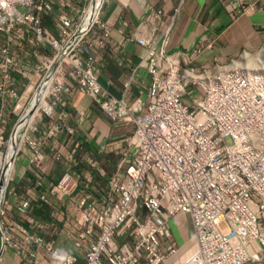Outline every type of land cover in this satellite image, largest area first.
<instances>
[{"label": "built area", "instance_id": "2783aa9c", "mask_svg": "<svg viewBox=\"0 0 264 264\" xmlns=\"http://www.w3.org/2000/svg\"><path fill=\"white\" fill-rule=\"evenodd\" d=\"M218 1L231 17L247 7V0ZM77 2L0 0V101L15 83L10 70L26 77L27 70L40 68L42 74L51 66L60 45L85 14L86 1ZM182 2L178 0L170 13L149 3L139 5L142 14L132 40L142 52L132 72L141 68L147 78L141 113L138 99L127 104L124 94L115 98L97 82V51L108 41L110 26L95 16L72 43L68 56L75 64L67 66L65 74L113 120L128 119L134 128L125 139L110 142L117 160L104 187L88 174L71 175L75 154L81 149L74 142L63 155L65 173L38 195L46 203L48 197L62 198L53 207V215L78 254L62 252L16 223L4 226L2 239L23 264L263 263L264 88L256 80L241 82L235 78V69L217 72L223 75V82L212 89L195 86L193 77L183 75L184 66L214 68V63L233 56L214 54L208 63L197 65L195 59L201 52L214 47V38L207 36L187 51L166 52ZM50 24L52 30L45 28ZM70 95L61 78L52 76L44 110L49 132L28 144L30 168L39 164L40 139L58 129L74 132L65 124ZM52 148L50 145L52 157L59 159L61 153ZM81 158L102 173L87 153ZM27 193L16 205L21 214L31 204ZM178 214L186 216L190 224V233L180 245L175 244L169 227ZM25 219L32 223L27 216ZM33 225L37 227L35 223L30 227Z\"/></svg>", "mask_w": 264, "mask_h": 264}, {"label": "crops", "instance_id": "0c3cea01", "mask_svg": "<svg viewBox=\"0 0 264 264\" xmlns=\"http://www.w3.org/2000/svg\"><path fill=\"white\" fill-rule=\"evenodd\" d=\"M144 3L148 0H142ZM154 1V0H153ZM252 5L245 14L238 16L235 20L231 19L227 15L221 5L214 0H186L179 14L175 18L174 25L172 27L169 43L167 49L173 48H190L194 46L201 34L206 32L205 24L210 25V30H217L214 34L216 35L217 47L214 50H208L206 52L221 53L223 55H234L242 48L253 49L260 45L264 40V36L259 32V29L264 23V8L257 3L258 0H251ZM219 5L222 10L221 13L214 11L215 4ZM176 5V3H175ZM175 5L169 4V7ZM155 6L159 7L158 3ZM251 9H256L251 12ZM212 13V15H210ZM141 16V11L136 0H105L102 7L98 12V17L101 21L111 25L109 38L105 46L97 51V81L103 86L109 94L115 97H121L122 94L126 97L127 102H131L133 99L138 98L141 102H145V95L142 93V88L147 83L146 78L141 68L133 70L139 54L142 52L132 40L127 39L131 37L136 22ZM213 18L210 20V18ZM242 17V18H240ZM125 22V26H123ZM132 73V74H131ZM132 75V80L129 79ZM127 87L124 86L126 82ZM65 84L71 88V95L69 99V110L73 113L71 123L76 128L75 137L80 141L84 137L90 139L87 146L84 144V148L89 150L95 148L96 144L104 143L108 137L116 140L122 139L131 133L133 125L119 124L114 125L111 120L105 115L96 105L92 103L90 98L82 93L74 83L66 78ZM99 109V110H98ZM102 112V114L100 113ZM78 114H82L85 118V122L77 124L76 118ZM104 115V116H102ZM70 123V122H69ZM58 144L60 147L67 151L69 148V142L67 138L60 135L58 138ZM62 141V142H61ZM107 146V145H106ZM59 147V150H60ZM109 146L107 150H109ZM46 150H44V153ZM45 159L46 154H43ZM27 158L28 154L25 152V156L21 160L20 164V179L11 178L10 182V193H7L9 202L13 205L14 202L22 199L23 192L28 186L36 182L37 171H31L27 169ZM102 166L104 167L103 176H98L94 172L91 176L95 178H106L111 171L112 164L115 161L113 153L102 155L99 157ZM111 162V163H110ZM111 164V165H110ZM45 167V166H44ZM57 172L55 169H57ZM75 172L78 174L83 173L86 167L82 162H78L74 166ZM46 174H42L44 181L40 187L44 189L48 180H56L62 173V164L54 161L49 162L46 168ZM42 173V172H41ZM19 177V176H18ZM18 179V180H17ZM20 181L24 189L20 192L15 190L13 183ZM11 186L14 188L12 189ZM30 192L35 193L33 190ZM9 204V205H11ZM12 211V210H10ZM12 215L9 214V222L11 218L20 219L18 213L12 211ZM15 214V215H14ZM39 216H42L41 214ZM15 219V220H16ZM43 229L37 231L47 240H51L55 245H58L60 249L71 251L70 241H66L65 229L61 226V223L57 220H41ZM13 231L18 233L14 228ZM177 231V244L185 238L186 229ZM20 235V233H18ZM0 264H21L17 255L10 249L2 250L0 255Z\"/></svg>", "mask_w": 264, "mask_h": 264}, {"label": "clouds", "instance_id": "9594fccd", "mask_svg": "<svg viewBox=\"0 0 264 264\" xmlns=\"http://www.w3.org/2000/svg\"><path fill=\"white\" fill-rule=\"evenodd\" d=\"M184 1V0H183ZM105 2V0H102V2H101V5H100V7H99V10H100V8L102 7V5H103V3ZM136 2H137V4H138V6L139 5H141V2H143V1H141V0H136ZM220 3V2H219ZM89 4V3H88ZM182 4H183V2H182ZM221 4V3H220ZM251 5H252V1L251 0H247V7L245 8V10L242 12V13H237L235 16H240V15H243V14H245V12L247 11V9H249L250 7H251ZM87 7H88V5H87ZM87 7H86V9H87ZM221 7H222V9H223V11L228 15V13L225 11V9H224V7H223V5L221 4ZM153 8H155V7H153ZM86 9H85V12H86ZM139 9H140V11H141V14H142V9L140 8V6H139ZM99 10H98V12H99ZM167 13H169V12H171V10H168V9H164ZM98 12H97V14L95 15V16H97L98 17ZM179 14V12L177 13V15ZM177 15H176V17H177ZM94 16V17H95ZM175 17V18H176ZM140 18V17H139ZM98 19H99V17H98ZM138 21H139V19H138ZM138 21L136 22V24L138 23ZM174 21H175V19H174ZM174 21H173V24H172V27H173V25H174ZM124 23V25L123 26H125V22H123ZM135 24V25H136ZM49 26H45V28H48ZM172 27H171V29H170V33H171V30H172ZM259 32L264 36V23H263V25H262V27L259 29ZM202 36H207V37H211V38H214V47L213 48H216L217 47V44H216V36L215 37H212L211 35H209L208 33H206V32H204L203 34H201L200 36H199V38H198V40H197V44L199 43V40H200V38L202 37ZM108 38H109V36H108ZM129 38H131V37H129ZM131 40H132V38H131ZM133 41V40H132ZM67 42V41H66ZM65 42V43H66ZM134 42V41H133ZM263 42H264V40L260 43V45L258 46V47H261V45L263 44ZM107 43V42H106ZM135 43V42H134ZM168 43H169V41H168ZM168 43H167V45H166V47H165V50H166V52H175V51H169L168 49H167V47H168ZM136 44V43H135ZM105 46V45H104ZM138 46V45H137ZM139 48H141L140 46H138ZM189 49H191V48H186L185 50H181V51H177V52H184V51H187V50H189ZM141 50H142V48H141ZM241 50H246V51H249V52H251V50L252 49H244V48H242ZM61 51V50H60ZM214 54H216V53H214V52H201V54L195 59V63L197 64V65H200V64H206V63H208L209 61H210V57L212 56V55H214ZM216 55H220V56H223V57H232L231 55H228V56H226V55H222V54H216ZM57 56V55H56ZM56 56H55V58H56ZM199 57H201V58H203V61H198L197 62V59L199 58ZM55 58H54V61H53V63L51 64V66L54 64V62H55ZM205 58H207V61H206V59ZM50 66V67H51ZM58 66V65H57ZM49 67V68H50ZM98 67V66H97ZM49 68H47V70L49 69ZM57 68V67H56ZM67 68H65V69H63L62 71L64 72L65 70H66ZM47 70H45V72L47 71ZM45 72H43L42 74H41V78H42V76H43V74L45 73ZM98 72V71H97ZM60 78H61V80L63 81V84L66 86V87H68L69 89H70V91H71V88L69 87V86H67L66 84H65V80H66V78H68L69 80H71L73 83H74V85L76 86V84H75V82L72 80V79H70L66 74H65V72L62 74L61 72L60 73H58L57 74ZM145 78H146V76H144ZM22 78H23V81L22 82H27V78L26 77H23L22 76ZM41 78H40V80H41ZM51 78H52V74H51V77H50V79H49V81L47 82V84H49L50 83V80H51ZM97 79V78H96ZM26 80V81H25ZM40 80H39V82H40ZM146 80H147V78H146ZM22 82H20V83H22ZM29 82V81H28ZM27 82V83H28ZM38 82V83H39ZM98 82V81H97ZM27 83H26V85H27ZM37 83V84H38ZM15 84H19V83H17L16 81H15ZM46 84V85H47ZM25 85V86H26ZM24 86V87H25ZM37 86V85H36ZM36 86H35V88H36ZM103 87V86H102ZM35 88L32 90V92L30 93V95H29V97H28V100L30 99V97H31V95L33 94V92H34V90H35ZM76 88H77V86H76ZM104 88V87H103ZM105 89V88H104ZM106 90V89H105ZM107 91V90H106ZM108 92V91H107ZM142 93H144V95H145V92H144V88H142ZM111 95V94H110ZM115 97V96H114ZM11 98V97H10ZM9 98V99H10ZM115 98H117V97H115ZM118 98H121V97H118ZM70 99V98H69ZM124 99H126V97L124 96ZM135 99H138V98H135ZM135 99H133V100H135ZM90 100H91V98H90ZM132 100V101H133ZM139 100V99H138ZM45 101H46V99H45V95H44V103H45ZM92 101V100H91ZM131 101V102H132ZM140 101V100H139ZM131 102H127V104H130ZM141 102V101H140ZM92 103L94 104V105H96L97 106V108H99L105 115H107V113H105L96 103H94L93 101H92ZM142 103V105H141V110L140 111H138V113H141L142 112V110H143V108H144V105H145V103H146V96H145V102L143 103V102H141ZM68 104H69V100H68V103H67V105H66V111H67V113L69 114V117L65 120V124L66 125H68V126H70V127H72L73 128V130H74V132L72 133V134H67L63 129H61V130H57V135H55V136H60V135H63L65 138H67V140H68V142H69V148H68V150L72 147V145H73V143L74 142H79L80 143V146H81V149L80 150H77V152H76V154H75V160H76V163L71 167V169H70V173H71V175L72 176H74V175H78L79 177H83L84 176V174H88V176L90 177V179L93 181V182H96L99 186H101V187H104L105 185H106V181H107V177L110 175H108L106 178H100L99 177V179L98 178H95V177H93V176H91V173L92 172H94L96 175H98V176H103V175H105V173H104V167L102 166V163L100 162V160H99V157L100 156H102V155H107V154H109V153H112L113 152V154H114V156H115V161H114V163L111 165L112 166V168H111V171H110V173L113 171V167H114V164H115V162H116V160H117V153H116V151L114 150V149H112V147H111V145H110V142L112 143H115V142H117V141H121V140H123V139H125L127 136H129L130 134H128L126 137H124V138H122V139H119V140H116V139H114V138H111V137H108L107 138V140L104 142V143H101V144H96L95 145V148H92L91 147V149H89V150H87V149H85L84 147V144L87 146L88 144H90L89 143V138H88V136H87V138L86 137H84L83 139H82V141L80 140H78L76 137H75V133H76V128H75V126H74V124L73 123H71L72 121H74V119H72V117H73V113H71L70 112V110H69V106H68ZM43 113H44V110H43ZM44 115L45 116H43V123H47L48 122V118H47V116H46V114L44 113ZM79 116H81V118H82V120L81 121H79L78 119H79ZM107 117L111 120V122H112V124H114V125H119V124H122V121H123V123H126V122H129V123H131L132 125H133V123L130 121V120H128V119H121V120H113L109 115H107ZM47 119V120H46ZM71 119H72V121H71ZM76 121H77V124H82V123H84L85 122V118H83V115L82 114H78V118H76ZM125 121V122H124ZM70 122V123H69ZM26 127V126H25ZM24 127V128H25ZM133 128H134V126H133ZM133 128H132V130H133ZM132 132V131H131ZM62 142V141H61ZM51 144L50 143H48L46 146H44L43 148H41L40 149V158H39V164H38V166H34V165H32V167L30 168V165H29V158H30V153H31V151H29V152H27V154H28V158H27V169L28 170H31V171H37V174L35 175L36 176V181H38L39 182V184L38 185H35V182L34 183H32L31 184V186H28L26 189H25V191H22L23 189H24V186H23V188L20 190V191H22L23 192V195H22V197H25L26 196V191H28V193H27V195L31 198V204H30V206H29V208L26 210V213H24V214H21L17 209H16V205H17V203L19 202V201H17V202H14V204L12 205L10 202H9V200H8V197H7V193L9 194L10 193V183L8 182V180H7V183H6V186H5V190H4V192L6 193V199L4 198V196H5V194H3V197H2V200H1V204H3V202L6 204V212H4L2 209H1V204H0V212L2 211V213H0V228H1V233H0V237H1V240H2V243H3V250L4 249H10V250H12L13 252H14V250L13 249H11L10 247H8L5 243H4V241H3V239H2V231H3V228H4V226L6 225V226H8L10 223H16V224H18V225H20V226H22L26 231H28V232H31V231H34V232H36L37 234H39L37 231H39V230H41V229H43L44 227L42 226V223L39 221V219H41V220H51V222H53V220H57L56 218H55V216L53 215V211H54V208L53 207H57L58 205H60V203H61V200H62V198L60 199V200H57V199H55V198H53V197H48V202L46 203V202H43V201H39L38 200V195L39 194H41V193H44L45 192V189H46V186L49 184V183H57L58 181H59V179L61 178V176L63 175V173H65V167H66V161L64 160V158H63V155H64V153H66L67 151H60L59 150V147H60V145L61 144H56L57 146H58V149H55V151H58V152H60L61 153V156H60V158L59 159H54L53 157H52V154H51V152H50V150H49V146H50ZM91 145V144H90ZM107 145V146H106ZM62 146V145H61ZM109 146V150H107V147ZM100 147H102V151H98V149L100 148ZM44 150H46V152L44 153ZM17 153V152H16ZM82 153H87L90 157H92L94 160H96L97 162H98V168H102V173H98V171H97V168H91L90 166H88L85 162H84V160L81 158V155H82ZM43 154H46V156H45V159L43 158ZM16 155V154H15ZM14 160H15V158H14ZM51 161H54V162H57V163H61L62 164V173H61V175L59 176V178H57L56 180H48L47 182H46V185L44 186V189H41L40 187H38V186H41L42 185V182L44 181V177L43 176H41L42 174L44 175V174H46V171L44 170L45 169V167H47L48 166V164H49V162H51ZM14 162V161H13ZM78 162H82V164L86 167V170L83 172V173H81V174H78V173H76L75 172V169H74V166L78 163ZM45 166V167H44ZM12 167H13V165H12ZM41 168H43L42 169V171H41ZM42 172V173H41ZM8 179H9V176H8ZM14 189V188H13ZM30 190H33L35 193H33V192H30ZM9 204H11V205H9ZM10 210H12V211H14L15 213H18V215H19V217H20V219H16V218H14V217H12L11 219V222H9L10 220H9V214H8V211H10ZM34 210H39L40 211V214L42 215V216H37V215H35L34 213H33V211ZM8 214V215H7ZM27 216V218H29V219H31L32 220V223H35V224H37V227L36 226H32V227H30V225H32V223H29L26 219H25V217ZM183 216V215H182ZM184 217V219H186L187 217L186 216H183ZM175 218V217H174ZM174 218H172V220H171V223H172V225L174 226V228H175V234H176V236L174 237V242H175V244L176 245H180L186 238H187V236H188V234L190 233V230H188V226L186 225V235H185V238L184 239H182L181 241H180V243L179 244H177V231H176V228H179L180 230H181V227H180V225H178L176 222H175V219ZM16 219V220H15ZM188 219V218H187ZM58 221V220H57ZM60 222V221H59ZM188 224H189V221H188ZM189 227H190V224H189ZM42 238H43V236L41 235V234H39ZM45 241H51V240H47V239H45V238H43ZM67 241V240H66ZM52 242V241H51ZM69 242V241H68ZM53 243V242H52ZM53 245L54 246H56L60 251H64V252H66V253H71V254H78V251H76L72 246H71V244H69L70 245V247H71V249L73 250V252H71V251H66V250H62V249H60L59 248V246L58 245H55L54 243H53ZM15 253V252H14ZM16 254V253H15ZM17 257H18V255H17ZM19 258V257H18ZM19 260H20V262H21V264H23V262H22V260L19 258ZM79 262H81L80 260H79ZM43 263V261H41L40 262V264H42ZM260 264H264V261H263V263H260Z\"/></svg>", "mask_w": 264, "mask_h": 264}, {"label": "rangeland", "instance_id": "374dc122", "mask_svg": "<svg viewBox=\"0 0 264 264\" xmlns=\"http://www.w3.org/2000/svg\"><path fill=\"white\" fill-rule=\"evenodd\" d=\"M86 1V4H83L85 5L84 8L86 7L87 5V1L88 0H85ZM142 1V0H141ZM186 0L183 1V4H182V7L184 5ZM214 1H217L219 3L218 0H214ZM69 2L71 3H78L77 0H69ZM158 3L159 6L163 5V4H172V5H175V3L178 2V0H166L164 3L161 1V0H154L153 1V4L155 5V3ZM215 4L214 6V11L218 13H221V9L219 7V5ZM257 3L264 8V0H258ZM82 4V2L80 3ZM220 4V3H219ZM221 5V4H220ZM83 7V6H81ZM182 9V8H181ZM256 9H251V12H254ZM170 13V12H169ZM247 14V13H246ZM245 14V15H246ZM212 15V13L210 14ZM242 18V17H240ZM213 18L211 17L210 20H212ZM210 25H206L205 24V29H206V33H208L209 35H211L212 37H215L216 35L214 34L217 30H210ZM48 30H52L51 28V24L49 25V27L47 28ZM51 34V33H50ZM170 34V32H169ZM217 44V42H216ZM263 48L262 47H256V48H253L251 50V52H246V53H250L252 56L256 57L257 53L262 50ZM183 50L182 48H173V49H169V51H181ZM48 51V50H47ZM242 50H239L237 53L234 54L233 57H236V59L238 58L239 54L241 53ZM43 52H45V50H43ZM49 52H51V50H49ZM53 53V51L51 52ZM245 53V52H243ZM241 53V54H243ZM45 54H47V52H45ZM256 54V55H255ZM41 59H43L41 57ZM40 59V60H41ZM206 61H207V58H205ZM255 59H252L251 61H249V64L250 65H260L258 68H264V58H256L255 62H254ZM198 61H203V58L199 57L197 59V62ZM223 64V63H222ZM225 64V63H224ZM66 67H64L63 69H65ZM254 68V67H253ZM24 69V68H23ZM27 72L29 73L28 76H26L27 78V82L30 81L33 76L35 75V72H40L41 73V70L40 68L39 69H36V70H27ZM26 81V80H25ZM22 82V81H21ZM27 82H22V83H19V84H12L11 86H9L8 90H9V93L7 95H4L3 96V100L0 101V166L1 164L3 163L4 161V157H6L5 155L8 154V150L6 151V148H7V136H8V132L10 131L11 127L13 126V123L16 121V119L19 117V115L21 114V112L23 110H19V111H16V107L18 105V101L20 99V97L22 96L23 94V91L25 90V85ZM29 83V82H28ZM27 83V84H28ZM25 86V87H24ZM7 96V97H6ZM11 97V99H13V102L10 104L8 103V100L9 98ZM46 99V98H45ZM28 103V100L26 101V104L24 105V107L27 105ZM45 108H47L46 106L44 108H42L38 115L34 118V120L31 122V124L29 126H27L26 124V127L23 128L22 130H20V132L17 134V143H18V148H17V153L15 155V160L13 162V167L11 168V171H10V174H9V179H8V182L10 183L11 182V178H13V181H14V178H18L20 179V174H19V170H20V164H21V160L23 159V157L25 156V152H29L30 151V148H29V145L33 144L34 142H36L38 140V136H42V133L45 131L46 133L49 132V126L48 124H44L43 123V116L44 113H43V110H45ZM24 109V108H23ZM99 110V109H98ZM101 111V110H100ZM102 114V112H100ZM104 116V115H102ZM47 120V119H46ZM125 122V121H124ZM112 123V122H111ZM127 124L130 125L129 122H126ZM125 123V124H126ZM122 124H123V121H122ZM22 134V135H21ZM57 135L54 134V135H50L49 137H46L45 139L42 138V140L40 139V148H43L44 146H46L48 143L51 144V146L53 147L52 149L55 150V149H58V146L56 145L57 142H58V137L59 136H55ZM19 138V139H18ZM20 140V141H19ZM29 144V145H28ZM64 148L60 147V151H63ZM113 153V152H112ZM111 163V162H110ZM47 167H45L44 170H46ZM57 172L58 168L55 169ZM56 174V173H55ZM19 176V177H18ZM17 179V180H18ZM12 181V183H13ZM13 186L15 187V190L17 192H20V190L23 188V185H21V182L20 181H16L15 183H13ZM11 188L13 189V187L11 186ZM5 196L4 198L6 199V193L4 192ZM6 204L3 202V204H1V209L6 212ZM8 214L12 215V211H8ZM7 214V215H8ZM15 215V214H14ZM175 222L180 225L181 227V230H184L186 229V225L188 226V230H190V227H189V224H188V219H184V217L181 215V214H178L175 216ZM169 227L171 229V232H172V238L174 239V237L176 236L175 234V228L174 226L172 225L171 221L169 222Z\"/></svg>", "mask_w": 264, "mask_h": 264}, {"label": "bare ground", "instance_id": "6f19581e", "mask_svg": "<svg viewBox=\"0 0 264 264\" xmlns=\"http://www.w3.org/2000/svg\"><path fill=\"white\" fill-rule=\"evenodd\" d=\"M145 3H149L152 7H155V8H162L163 7L164 9H168V10H172V8L174 7V6L169 7V3L163 4L159 7H157L153 4V0H148ZM181 7H182V4H181L178 12H180ZM229 17L231 19L235 20L238 16L231 17L229 15ZM81 20H82V18H80V21ZM92 21H93V19H92ZM101 22H103V21H101ZM103 23H105V22H103ZM91 24H92V22H91ZM91 24H89L87 29L91 26ZM105 24H107V23H105ZM107 25H109V24H107ZM109 26H110V30H111L112 27H111V25H109ZM142 31L147 32V30H142ZM110 32H109V34H110ZM133 36L134 35L132 33L131 38H133ZM169 37H170V34L168 35V41H169ZM197 45L198 44L196 43L192 47H196ZM65 46H66V50L61 54V57L59 58V61H58V66L53 71L52 76L60 73L64 67H67L72 63L75 64L74 62L71 61V59L68 56L69 49L72 50L73 45L72 44L66 45V43H63L60 45L59 50L63 49ZM192 47H190V48H192ZM214 49L215 48H212L210 50H214ZM205 51H208V50H203L202 52H205ZM241 53H242V51H241ZM241 53L239 54L237 59H236V57H232V58L228 59L226 62L214 63V68H211L209 66H202V67H199L198 69H196L194 66H184L183 75L193 77L195 79V86H204L205 89H212L213 85H218V83L223 82V75H217V72H223L225 70H234L235 69V78L239 79L241 82H252L253 80H256V85L260 88H264V68H258L260 65L254 66V65L249 64V61H251L252 59L256 60V58H259V59L264 58V48L262 50H260L257 53V55L255 54L256 57L252 56L254 54L251 55L250 53H246V52L243 54H241ZM216 54H221V53H216ZM231 56H234V55H231ZM255 60H254V62H255ZM251 67H254L253 70L248 71L247 69H251ZM212 76H213V78H209ZM40 78H41V74H39L38 72H35V75L29 81V83L26 85L25 90L23 91V94L18 101L16 111L23 110L24 105L26 104V101L28 100L30 93L35 88V86L39 82ZM47 88H48V84L43 87L40 99L35 104V106L32 110V113L30 115L29 121L26 122L27 126H29L31 124V122L34 120V118L38 115L39 111L46 106L44 103V95L47 92ZM7 155L8 154H6L5 156L7 157ZM6 157H4V160L6 159Z\"/></svg>", "mask_w": 264, "mask_h": 264}, {"label": "water", "instance_id": "95a60500", "mask_svg": "<svg viewBox=\"0 0 264 264\" xmlns=\"http://www.w3.org/2000/svg\"><path fill=\"white\" fill-rule=\"evenodd\" d=\"M101 2L102 0H90L89 1L88 7L86 9L85 14L82 17V20L79 22L77 27L74 29L72 35L67 40L66 45L74 43L77 40V38L87 29L89 24H91L93 17L97 14L99 7L101 5ZM65 50H66V46L63 49H61V51L57 54L54 64L43 74L40 82L37 84L33 94L28 100L27 105L24 107L23 111L21 112L19 117L16 119V121L13 123V126L8 132L6 151L8 150L9 152H8L6 159L3 161V163L0 166V204H1L3 194H4L8 176L10 174V171L13 165L15 154L18 148L17 134L20 132V130H22L26 126V122L29 121L32 110L35 104L40 99L43 87L49 81L51 74L53 73V71L56 69L58 65V61H59V58L61 57V54ZM0 233H1V228H0ZM2 250H3V243L0 237V255L2 253Z\"/></svg>", "mask_w": 264, "mask_h": 264}, {"label": "trees", "instance_id": "16d2710c", "mask_svg": "<svg viewBox=\"0 0 264 264\" xmlns=\"http://www.w3.org/2000/svg\"><path fill=\"white\" fill-rule=\"evenodd\" d=\"M10 76L17 82V83H20L21 81H23V78L21 76L20 73H18L17 71H13V70H10ZM10 102L12 103L13 102V99H9L8 100V103L10 104ZM33 213L35 215H39L40 214V211L39 210H34Z\"/></svg>", "mask_w": 264, "mask_h": 264}]
</instances>
